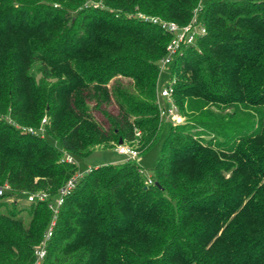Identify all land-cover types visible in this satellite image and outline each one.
<instances>
[{
  "label": "trees",
  "instance_id": "obj_1",
  "mask_svg": "<svg viewBox=\"0 0 264 264\" xmlns=\"http://www.w3.org/2000/svg\"><path fill=\"white\" fill-rule=\"evenodd\" d=\"M198 5L0 0V264H34L77 171L64 153H143L165 124L150 175L135 159L83 175L39 264H264V0H202L205 34L169 68L173 124L157 96L171 35L138 15L186 24Z\"/></svg>",
  "mask_w": 264,
  "mask_h": 264
},
{
  "label": "built area",
  "instance_id": "obj_2",
  "mask_svg": "<svg viewBox=\"0 0 264 264\" xmlns=\"http://www.w3.org/2000/svg\"><path fill=\"white\" fill-rule=\"evenodd\" d=\"M201 5H202V0H199L198 7L194 9L191 19L186 24H179L175 21L163 20L159 17L146 16L143 14L138 15L139 18H142L145 21H150L153 24H156L164 32L171 35V39L167 43L166 48H165V51H166L165 55L160 60V65L166 66L169 69L175 59V56L181 54L184 47L189 46V45H194L197 38L205 34L204 24L198 18V11L201 8ZM157 96H158V102H159V99L162 98V99H165V101L170 105V108H168L165 106V103H163V105L161 106L159 102L161 116L167 120H170L173 124L182 123V121H178L176 119L177 117H180L182 120L183 117L180 115L177 105L173 102L172 86H171L170 80L167 86H164L160 90L157 89ZM43 121L44 119H42V122ZM28 131L32 132L33 130L32 128H28ZM115 150L117 151L118 154L125 156L126 160H134L139 154V151L137 149L125 143L117 144L115 147ZM64 155H65L66 161L70 163L75 162L73 156H71L70 154L64 153ZM90 169L91 168H89L85 172H79V173L76 171L58 189L55 204H53L52 201L48 203V207L52 211V218H51L49 226L47 227L45 231L43 240L41 241L39 245L36 246L34 250V254H35L34 264H39L45 255V243L52 234V229L55 223V218L58 212V208L63 203L65 196H67L70 193V191L75 187L77 182ZM146 182L151 183L152 182L151 178L148 177ZM5 189H6L5 186H0V196L3 194ZM47 199H48V194L44 192L31 193V194H28L26 197L27 202H35V201L43 202Z\"/></svg>",
  "mask_w": 264,
  "mask_h": 264
},
{
  "label": "rangeland",
  "instance_id": "obj_3",
  "mask_svg": "<svg viewBox=\"0 0 264 264\" xmlns=\"http://www.w3.org/2000/svg\"><path fill=\"white\" fill-rule=\"evenodd\" d=\"M169 80H170L169 69L166 66L161 65L158 82H157V89L160 90L164 86H167V84L169 83ZM159 102L161 106L163 105V103H165V106L170 108V105L165 101V99L160 98ZM182 121L185 122L186 119L182 118ZM167 129H168V124H165L159 138L154 143V145L146 152L139 153L138 156L135 158V162L143 169L146 175H150L152 173L154 165L157 162L158 155H159V149L165 137ZM50 141L55 145V147L58 150L64 153L60 143L52 139H50ZM74 160H75V163L77 164V172L79 173V172L87 171L92 166H98V165L107 164V163H112V164L121 163L126 160V157L119 155L117 151L115 150V148L113 147H110V148L100 147V148H95L89 156L85 158H75L74 157ZM10 199L12 200V198H9V200ZM18 199H19L18 205L25 206L28 204V202L25 201L24 197L22 199L18 197ZM55 202H56V197L53 199L52 203L55 204Z\"/></svg>",
  "mask_w": 264,
  "mask_h": 264
},
{
  "label": "water",
  "instance_id": "obj_4",
  "mask_svg": "<svg viewBox=\"0 0 264 264\" xmlns=\"http://www.w3.org/2000/svg\"><path fill=\"white\" fill-rule=\"evenodd\" d=\"M122 143H123V141L120 139L118 144H122ZM155 184H156L157 187H160L158 183H155Z\"/></svg>",
  "mask_w": 264,
  "mask_h": 264
},
{
  "label": "crops",
  "instance_id": "obj_5",
  "mask_svg": "<svg viewBox=\"0 0 264 264\" xmlns=\"http://www.w3.org/2000/svg\"><path fill=\"white\" fill-rule=\"evenodd\" d=\"M184 120V119H183ZM182 122H184V121H182ZM120 155V154H119Z\"/></svg>",
  "mask_w": 264,
  "mask_h": 264
}]
</instances>
